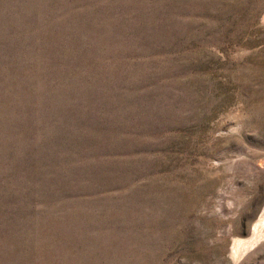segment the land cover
<instances>
[{"label": "rangeland", "instance_id": "1", "mask_svg": "<svg viewBox=\"0 0 264 264\" xmlns=\"http://www.w3.org/2000/svg\"><path fill=\"white\" fill-rule=\"evenodd\" d=\"M262 217L264 0H0V264H264Z\"/></svg>", "mask_w": 264, "mask_h": 264}, {"label": "bare ground", "instance_id": "2", "mask_svg": "<svg viewBox=\"0 0 264 264\" xmlns=\"http://www.w3.org/2000/svg\"><path fill=\"white\" fill-rule=\"evenodd\" d=\"M258 223L264 226V217H262ZM259 224L257 225L258 227H259ZM258 227H256V229L254 230V232H256V234L259 233V232H258V229H257ZM259 230H260V229H259ZM238 242H239V241H238ZM237 244H239V243H237ZM237 244H236V245H237ZM237 246H238V245H237ZM234 248H235V247H234ZM235 253H236V251H235ZM239 254H241V253H239Z\"/></svg>", "mask_w": 264, "mask_h": 264}]
</instances>
